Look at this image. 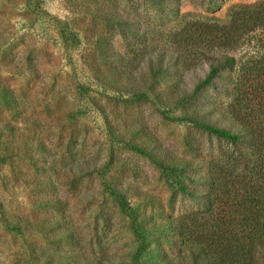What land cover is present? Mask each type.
<instances>
[{"label":"rangeland","instance_id":"374dc122","mask_svg":"<svg viewBox=\"0 0 264 264\" xmlns=\"http://www.w3.org/2000/svg\"><path fill=\"white\" fill-rule=\"evenodd\" d=\"M261 3L0 0V264H135L113 191L145 229L142 263L192 264L170 226L206 212L211 163L232 167L246 146L179 121L235 120L236 80L194 95L210 68L203 45L187 43ZM167 155L195 167L184 181L196 196L171 187L154 159Z\"/></svg>","mask_w":264,"mask_h":264},{"label":"trees","instance_id":"16d2710c","mask_svg":"<svg viewBox=\"0 0 264 264\" xmlns=\"http://www.w3.org/2000/svg\"><path fill=\"white\" fill-rule=\"evenodd\" d=\"M257 29L264 33V3L238 14L230 26L210 27L199 35L194 34L187 43L203 45L210 68L194 95L205 85L213 84L215 77L236 80L232 94L235 120L230 126H219L200 116H184L179 121L228 140L235 146H246L237 151L238 157L233 158L237 163L232 167L225 166L224 162L211 163L214 169L210 180H205L209 182L210 190L203 193L206 212L172 222L170 226L185 237L192 264H264V34H250ZM254 46L258 52L244 61L246 56H242L239 63L230 55H239ZM232 73L236 74L235 78ZM128 147L149 155L139 146ZM154 159L173 189L196 196L197 191H191L184 181L185 178L196 180L194 175L185 172L186 169H195L192 163H182L168 155ZM112 196L132 220L139 243L134 255L135 264H174L169 258L142 263L147 239L145 229L133 217L127 198L117 191H113Z\"/></svg>","mask_w":264,"mask_h":264}]
</instances>
